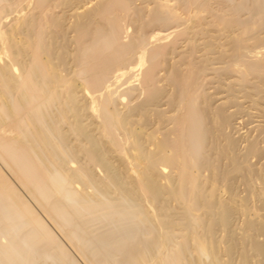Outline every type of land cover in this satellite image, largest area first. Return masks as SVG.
<instances>
[{"label": "bare ground", "instance_id": "bare-ground-1", "mask_svg": "<svg viewBox=\"0 0 264 264\" xmlns=\"http://www.w3.org/2000/svg\"><path fill=\"white\" fill-rule=\"evenodd\" d=\"M68 247L264 264V0H0V264Z\"/></svg>", "mask_w": 264, "mask_h": 264}, {"label": "rangeland", "instance_id": "rangeland-1", "mask_svg": "<svg viewBox=\"0 0 264 264\" xmlns=\"http://www.w3.org/2000/svg\"><path fill=\"white\" fill-rule=\"evenodd\" d=\"M246 126L248 127L249 125H245V126H243V129L247 130V127H246ZM243 129H242V130H243ZM245 130H244V131H245ZM68 248H69V247H68ZM69 249H70V248H69ZM70 250H71V249H70ZM71 252H73V251L71 250ZM73 254H74L73 256L76 258V260H77V262H78L79 264H86L84 261H82L81 258H80L81 260L78 261V258H79V257H78L77 255H75L74 252H73Z\"/></svg>", "mask_w": 264, "mask_h": 264}]
</instances>
